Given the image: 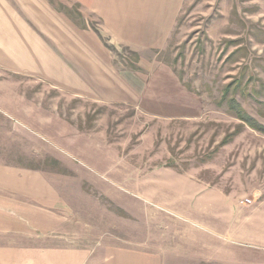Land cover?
I'll list each match as a JSON object with an SVG mask.
<instances>
[{"label": "rangeland", "instance_id": "rangeland-1", "mask_svg": "<svg viewBox=\"0 0 264 264\" xmlns=\"http://www.w3.org/2000/svg\"><path fill=\"white\" fill-rule=\"evenodd\" d=\"M66 8L104 48L91 58L105 68L92 63L83 78L77 52L81 70L55 78L0 67V162L42 172L67 216L43 245L264 264V132L228 104L264 126V0H185L161 48L125 46Z\"/></svg>", "mask_w": 264, "mask_h": 264}, {"label": "crops", "instance_id": "crops-1", "mask_svg": "<svg viewBox=\"0 0 264 264\" xmlns=\"http://www.w3.org/2000/svg\"><path fill=\"white\" fill-rule=\"evenodd\" d=\"M56 1L78 5L83 18L95 17L103 33L125 46L161 48L185 0ZM19 6L26 7L23 14ZM91 37L49 0H0V67L6 70L60 77L68 73V64L81 70L73 59L77 52L88 65L81 72L92 63L101 71L106 64L101 65L100 58L93 62L91 53L97 55L104 48L96 39L92 48ZM59 38L65 40V50L58 49ZM82 38L88 39L86 44ZM60 55L67 64L60 62L65 60ZM26 57L28 62L23 63ZM83 78L89 76L84 73ZM61 203L56 187L42 172L0 162V264H163L160 250L103 247L95 253L91 247L43 245L45 239L58 237L67 219ZM230 212L235 216L233 208ZM197 237L207 254H217L218 242Z\"/></svg>", "mask_w": 264, "mask_h": 264}, {"label": "trees", "instance_id": "trees-1", "mask_svg": "<svg viewBox=\"0 0 264 264\" xmlns=\"http://www.w3.org/2000/svg\"><path fill=\"white\" fill-rule=\"evenodd\" d=\"M57 3H58L60 6H62V7H63V8L69 13L70 16L72 15L71 11H70L68 8H66L65 5L61 4L60 2H57ZM75 7H76V8H74V9H75L74 12H76V14H77V16H78L79 18H82L81 13H80L79 10L77 9L78 5H75ZM58 10H59V9H58ZM59 11L64 12V13L69 17V15H68L65 11H63V10H59ZM75 16H76V15H75ZM229 103H230V105H229L230 108H232V109L234 110L235 115H236L237 118H239L242 122L246 123V124L249 125L250 127L254 128V129H257V130H259V131L264 132V126L261 125L260 123H258V122L256 121V119H255L254 117L250 116L245 110L241 109V108L239 107V103H238L236 100H234V99H230V100L228 101V104H229Z\"/></svg>", "mask_w": 264, "mask_h": 264}, {"label": "built area", "instance_id": "built-area-1", "mask_svg": "<svg viewBox=\"0 0 264 264\" xmlns=\"http://www.w3.org/2000/svg\"><path fill=\"white\" fill-rule=\"evenodd\" d=\"M239 204L242 206H248L249 204H251V200L249 198L244 197L239 200Z\"/></svg>", "mask_w": 264, "mask_h": 264}]
</instances>
